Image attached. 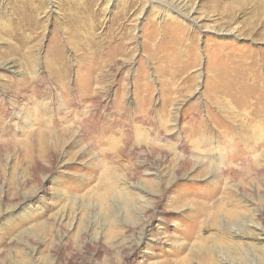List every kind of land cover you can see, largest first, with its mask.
<instances>
[{
	"label": "rangeland",
	"instance_id": "1",
	"mask_svg": "<svg viewBox=\"0 0 264 264\" xmlns=\"http://www.w3.org/2000/svg\"><path fill=\"white\" fill-rule=\"evenodd\" d=\"M0 94V264H264V0H0Z\"/></svg>",
	"mask_w": 264,
	"mask_h": 264
},
{
	"label": "bare ground",
	"instance_id": "2",
	"mask_svg": "<svg viewBox=\"0 0 264 264\" xmlns=\"http://www.w3.org/2000/svg\"><path fill=\"white\" fill-rule=\"evenodd\" d=\"M65 92V91H64ZM0 100H2V101H4L3 99H2V96H1V94H0ZM5 104H7V107H9V108H15V101H14V98H13V96L12 97H10V98H8L7 99V101H5L4 102ZM89 119V118H88ZM96 124V123H95ZM93 127V126H92ZM100 127V126H99ZM95 128V127H94ZM96 129V128H95ZM95 129H93V130H95ZM93 130H91V131H93ZM153 131V130H152ZM34 132H36V131H32V133H34ZM66 132V131H65ZM87 132V131H86ZM36 133H38V131L36 132ZM48 133L50 134L51 133V131L49 130L48 131ZM130 133V132H129ZM88 134V133H87ZM131 136V135H130ZM132 138V137H131ZM92 140V139H91ZM173 140V139H172ZM120 141V140H119ZM125 141V140H124ZM131 141V140H130ZM257 141H259L258 139H257ZM263 141V140H262ZM113 142V141H112ZM117 143V142H116ZM115 143V144H116ZM152 145V144H151ZM192 145V144H191ZM194 146V145H193ZM226 154H227V152H226ZM31 157V156H30ZM146 214H147V212H146ZM151 227V225L149 224V220H146V221H144V222H142V224H141V228H140V230H141V232H143V231H146L148 228H150Z\"/></svg>",
	"mask_w": 264,
	"mask_h": 264
}]
</instances>
